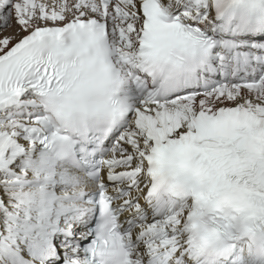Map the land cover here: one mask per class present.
<instances>
[{"label": "snow or ice", "instance_id": "6c2138e0", "mask_svg": "<svg viewBox=\"0 0 264 264\" xmlns=\"http://www.w3.org/2000/svg\"><path fill=\"white\" fill-rule=\"evenodd\" d=\"M0 264H264V0H0Z\"/></svg>", "mask_w": 264, "mask_h": 264}]
</instances>
